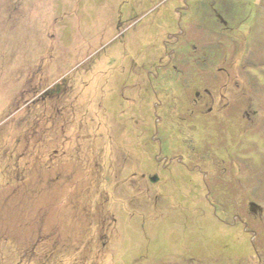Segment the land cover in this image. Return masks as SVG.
I'll list each match as a JSON object with an SVG mask.
<instances>
[{"label": "rangeland", "instance_id": "rangeland-1", "mask_svg": "<svg viewBox=\"0 0 264 264\" xmlns=\"http://www.w3.org/2000/svg\"><path fill=\"white\" fill-rule=\"evenodd\" d=\"M0 264H264V0H0Z\"/></svg>", "mask_w": 264, "mask_h": 264}]
</instances>
